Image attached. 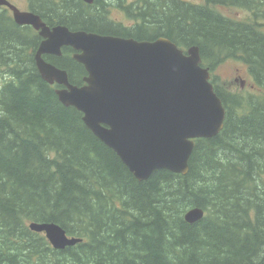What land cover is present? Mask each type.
<instances>
[{
  "label": "trees",
  "instance_id": "16d2710c",
  "mask_svg": "<svg viewBox=\"0 0 264 264\" xmlns=\"http://www.w3.org/2000/svg\"><path fill=\"white\" fill-rule=\"evenodd\" d=\"M110 1L129 25L108 17L107 0L28 6L50 26L197 44L210 71L241 60L258 91L240 94L211 78L226 109L222 130L196 139L186 174L159 169L139 181L37 72L36 31L0 7V264H264V0ZM44 57L81 84L86 71L68 47ZM194 206L204 217L188 223ZM48 220L82 241L61 251L29 230Z\"/></svg>",
  "mask_w": 264,
  "mask_h": 264
},
{
  "label": "water",
  "instance_id": "95a60500",
  "mask_svg": "<svg viewBox=\"0 0 264 264\" xmlns=\"http://www.w3.org/2000/svg\"><path fill=\"white\" fill-rule=\"evenodd\" d=\"M0 6L11 11L17 25L29 24L37 31V72L48 84L57 85L59 101L82 113L89 131L137 180L159 169L186 174L196 139L215 137L222 130L226 109L213 89L209 68L201 65L197 44L182 48L164 36L138 40L64 24L49 26L39 14L9 0H0ZM63 46L75 50L72 59L86 71L81 85L71 83L65 69L45 60V55H62ZM203 216L196 206L186 210L184 218L194 223ZM28 227L44 233L61 251L82 241L49 220L30 221Z\"/></svg>",
  "mask_w": 264,
  "mask_h": 264
},
{
  "label": "rangeland",
  "instance_id": "374dc122",
  "mask_svg": "<svg viewBox=\"0 0 264 264\" xmlns=\"http://www.w3.org/2000/svg\"><path fill=\"white\" fill-rule=\"evenodd\" d=\"M18 6L22 10L29 9L28 0H9ZM106 9L108 10V17L112 21L120 22L125 25H129L131 21L125 13V9L121 8L115 1L111 2L107 0ZM130 0L125 1L127 3ZM185 1V0H184ZM192 3H203V0H186ZM2 8V7H1ZM220 11L227 16L233 18H245L247 12L244 9L238 7H219ZM250 73L247 70L246 65L241 60L235 59H225L224 61L215 64V67L210 71V78L223 86L224 89H229L233 92L247 95L248 93H257L258 88H256L255 83Z\"/></svg>",
  "mask_w": 264,
  "mask_h": 264
},
{
  "label": "flooded vegetation",
  "instance_id": "af4514ba",
  "mask_svg": "<svg viewBox=\"0 0 264 264\" xmlns=\"http://www.w3.org/2000/svg\"><path fill=\"white\" fill-rule=\"evenodd\" d=\"M38 3H40V1L38 2ZM89 4H91V3H89ZM28 10H30V9H28ZM53 10V9H52ZM51 9L50 10H48V11H52ZM48 11L47 10H44V12L45 13H48ZM51 13V12H50ZM38 14V13H37ZM47 15H51V14H47ZM57 24H62V23H57ZM53 25H56V24H53ZM50 26V25H49ZM52 26V25H51ZM41 40V39H40ZM64 47H68V46H63V48ZM62 48V49H63ZM69 48V56H70V59H72V54L75 52V50L74 49H72L71 47H68ZM61 56V55H60ZM74 60V59H73ZM83 77V76H82ZM72 83V82H71ZM74 84H76V83H74ZM81 84H83L82 82H81ZM81 84H76V85H81Z\"/></svg>",
  "mask_w": 264,
  "mask_h": 264
},
{
  "label": "bare ground",
  "instance_id": "6f19581e",
  "mask_svg": "<svg viewBox=\"0 0 264 264\" xmlns=\"http://www.w3.org/2000/svg\"><path fill=\"white\" fill-rule=\"evenodd\" d=\"M194 207H196V206H194ZM198 207H200V206H198ZM200 208H202V207H200ZM203 209V208H202ZM185 213H186V211H185ZM185 213H184V215H185ZM184 215H183V217H184ZM204 217V216H203ZM202 217V218H203ZM185 219V218H184ZM200 220V219H199ZM188 222V221H187ZM188 223H190V222H188ZM29 230H30V228H29ZM33 231V230H32Z\"/></svg>",
  "mask_w": 264,
  "mask_h": 264
}]
</instances>
